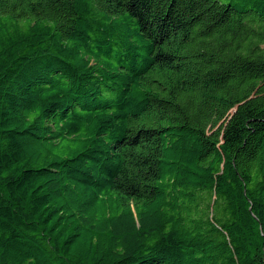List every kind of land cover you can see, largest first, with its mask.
Here are the masks:
<instances>
[{"label": "trees", "instance_id": "trees-1", "mask_svg": "<svg viewBox=\"0 0 264 264\" xmlns=\"http://www.w3.org/2000/svg\"><path fill=\"white\" fill-rule=\"evenodd\" d=\"M0 264H264V0H0Z\"/></svg>", "mask_w": 264, "mask_h": 264}]
</instances>
